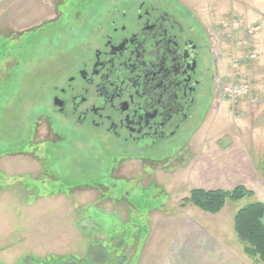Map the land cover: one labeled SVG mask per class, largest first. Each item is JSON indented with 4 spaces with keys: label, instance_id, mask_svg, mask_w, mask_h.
<instances>
[{
    "label": "rangeland",
    "instance_id": "1",
    "mask_svg": "<svg viewBox=\"0 0 264 264\" xmlns=\"http://www.w3.org/2000/svg\"><path fill=\"white\" fill-rule=\"evenodd\" d=\"M167 1L203 23L221 88L246 81L250 94L231 99L219 89L187 151L152 174L77 139H42V124L36 133L51 57L71 46L77 22L105 0H0V263L31 256L59 264H261L244 251L234 217L249 202L264 203V0ZM234 19L241 31L231 40L219 29ZM234 147L255 167V181L245 186L255 196L227 201L215 215L186 203L201 159Z\"/></svg>",
    "mask_w": 264,
    "mask_h": 264
},
{
    "label": "flooded vegetation",
    "instance_id": "2",
    "mask_svg": "<svg viewBox=\"0 0 264 264\" xmlns=\"http://www.w3.org/2000/svg\"><path fill=\"white\" fill-rule=\"evenodd\" d=\"M89 9L71 46L61 45L46 68L36 131L42 124V139H77L153 174L187 151L219 93L211 37L194 13L167 0ZM162 153L170 156L151 157Z\"/></svg>",
    "mask_w": 264,
    "mask_h": 264
},
{
    "label": "trees",
    "instance_id": "3",
    "mask_svg": "<svg viewBox=\"0 0 264 264\" xmlns=\"http://www.w3.org/2000/svg\"><path fill=\"white\" fill-rule=\"evenodd\" d=\"M254 196L255 193L244 186L237 187L231 191L194 189L190 192V196L186 198L185 202L204 212L215 215L222 211L227 201L240 202ZM234 231L238 240L245 245L246 254L264 264V203L255 200L241 207L234 217ZM90 255L91 253H89V257ZM75 260L77 259H73V263H75ZM87 260L85 259L84 262L78 261L76 264H86ZM31 263L59 264V260L36 259L31 256H25L19 264ZM73 263L66 262L65 264Z\"/></svg>",
    "mask_w": 264,
    "mask_h": 264
},
{
    "label": "crops",
    "instance_id": "4",
    "mask_svg": "<svg viewBox=\"0 0 264 264\" xmlns=\"http://www.w3.org/2000/svg\"><path fill=\"white\" fill-rule=\"evenodd\" d=\"M246 154L237 147L218 148L207 154L195 168L198 181L195 189L231 191L240 186L250 187L255 181L256 171L252 162H247ZM6 215L10 217L11 214ZM6 215L3 214L4 219Z\"/></svg>",
    "mask_w": 264,
    "mask_h": 264
},
{
    "label": "built area",
    "instance_id": "5",
    "mask_svg": "<svg viewBox=\"0 0 264 264\" xmlns=\"http://www.w3.org/2000/svg\"><path fill=\"white\" fill-rule=\"evenodd\" d=\"M219 30H220V33L223 36H225L224 34H226L227 35V38L233 40L235 33L237 31H239L240 29L238 27V23L234 19L233 22H232V24H230V25H228V24H222L220 26V29ZM253 33H255V29H253V28L248 29V34L249 35H251ZM243 45L244 46H248L249 43L248 42H243ZM245 58L249 62H251L254 59H256V55L255 54H248V55L246 54ZM240 64L241 63H239V61L236 60V59H234L233 56H232V65H233V67L236 68ZM219 89L222 90V94H224L226 97L231 98V99H233V98H239L241 95H244V94L247 95V93L250 92V86H249V84L246 81L240 83L238 86L235 85V86H232L230 88H224L223 86L221 88V85H220V82H219Z\"/></svg>",
    "mask_w": 264,
    "mask_h": 264
}]
</instances>
